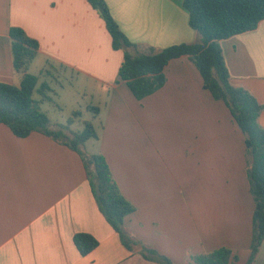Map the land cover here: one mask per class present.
I'll use <instances>...</instances> for the list:
<instances>
[{
	"label": "crops",
	"instance_id": "0c3cea01",
	"mask_svg": "<svg viewBox=\"0 0 264 264\" xmlns=\"http://www.w3.org/2000/svg\"><path fill=\"white\" fill-rule=\"evenodd\" d=\"M104 1L132 56L199 40L184 0ZM12 28L38 42L36 58L47 66L93 81L99 138L89 154L90 141L77 152L42 133L17 137L0 124V264H164L159 257L195 264L194 257L221 248L238 257L250 250L255 202L245 136L188 57L172 60L165 85L138 100L119 79L124 51L113 49L89 0H0V83L13 86L21 75ZM220 45L232 83L264 106V20ZM259 123L264 128V110ZM94 154L105 157L135 209L123 224L130 247L93 194L85 160ZM81 233L99 242L86 256L74 242ZM254 264H264V243Z\"/></svg>",
	"mask_w": 264,
	"mask_h": 264
},
{
	"label": "trees",
	"instance_id": "16d2710c",
	"mask_svg": "<svg viewBox=\"0 0 264 264\" xmlns=\"http://www.w3.org/2000/svg\"><path fill=\"white\" fill-rule=\"evenodd\" d=\"M89 3L104 20L113 49L124 51L118 75L135 98L142 100L161 89L166 83L164 71L168 64L188 57L201 74L204 88L213 99L223 102L229 109L245 136L247 177L255 202L250 255L246 264H254L264 243V128L259 123L264 106L247 89L232 83L220 42L255 30L264 20V0H184L189 26L199 40L159 52L150 48L138 56L126 51L132 44L113 18L107 3L104 0H89ZM11 42L14 68L21 75V83L19 86L0 83V124L8 126L17 137L26 138L38 132L81 152L87 142L99 138L95 122L100 109L91 105L86 111L75 110L66 125L53 129L48 113L42 109L43 104L52 101L53 89L49 82L41 81L42 73H28V67L38 55L39 44L20 28L11 29ZM48 66L53 67L51 63ZM85 112L92 113V119L83 121L80 130H72L71 126L81 120ZM85 164L101 212L130 247L123 224L135 211L134 207L121 194L103 155L86 157ZM74 242L82 256L90 254L99 244L93 236L85 233L77 234ZM144 251L157 255L145 247ZM159 258L164 264H171L166 258ZM193 261L195 264H237L239 257L232 250L221 248L196 256Z\"/></svg>",
	"mask_w": 264,
	"mask_h": 264
},
{
	"label": "rangeland",
	"instance_id": "374dc122",
	"mask_svg": "<svg viewBox=\"0 0 264 264\" xmlns=\"http://www.w3.org/2000/svg\"><path fill=\"white\" fill-rule=\"evenodd\" d=\"M53 67L47 66L45 62L36 58L28 67V73L32 75H41L42 73L43 76L41 80H46L50 83L53 89L51 93L52 101L43 104L42 109L44 112L48 113L53 124L59 126L66 125L74 110L86 111L87 106H91L94 84L91 80L87 81L83 78L76 79L77 77L71 72L62 71L56 66ZM85 91H87V97L84 95ZM95 99H97L96 96ZM92 116V113L85 112L83 118L73 124L71 129L74 131L80 130L82 122L91 120ZM95 124L98 126L99 123L96 121ZM92 143H95V140H91L90 143L86 145V151L89 152V154L92 150ZM249 255L250 251H241L239 253L240 260L237 264H246Z\"/></svg>",
	"mask_w": 264,
	"mask_h": 264
}]
</instances>
